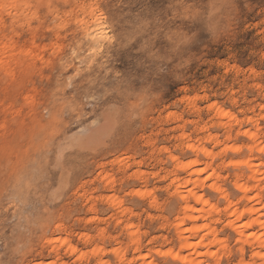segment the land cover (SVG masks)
<instances>
[{
    "label": "rangeland",
    "instance_id": "1",
    "mask_svg": "<svg viewBox=\"0 0 264 264\" xmlns=\"http://www.w3.org/2000/svg\"><path fill=\"white\" fill-rule=\"evenodd\" d=\"M6 7L0 43L12 52L0 61V264H115L110 252L117 248L137 258L128 248L132 226L139 254L155 264H182L171 255L179 248L175 221L182 212L171 184L190 172L176 171L168 157L192 159L181 145L185 136L223 141L228 127L212 120L208 107L229 112L239 125L228 146L242 152L221 154L208 144L218 156L198 161L218 171L231 202L245 203L228 165L248 156L242 132L259 131L264 145V0H15ZM96 26L102 34L94 37ZM105 96L114 103L101 127L76 119L82 106L94 113ZM209 182L200 194L222 210L225 202ZM263 207L264 197L258 212L264 220ZM200 215L197 224L215 228L227 248L210 249L214 257L202 256V264L250 262L251 248L239 253L238 228L226 225V216ZM199 236L194 244L211 240L206 231ZM59 238L77 253L50 243ZM96 247L106 253L94 257Z\"/></svg>",
    "mask_w": 264,
    "mask_h": 264
},
{
    "label": "bare ground",
    "instance_id": "2",
    "mask_svg": "<svg viewBox=\"0 0 264 264\" xmlns=\"http://www.w3.org/2000/svg\"><path fill=\"white\" fill-rule=\"evenodd\" d=\"M14 1L15 0H0V15L9 9V8L7 9L6 7V2L13 3ZM97 27L98 26H96V28ZM100 28L98 27L95 30L94 33L96 34H94V37L100 36L102 34V30ZM11 52H12L11 49L3 47L0 43V61L5 58L7 59V57L10 56ZM33 53L34 51L32 49L30 51V54ZM188 101L194 103V99L192 100L189 98ZM189 105L192 106V104ZM208 109H209L208 111H210V113L213 114L212 120L215 119L216 121L222 123V126L224 125L223 127L226 128L228 127L224 136V140L219 141V138L217 136L211 134H207V135L205 134V137L203 139L199 140L198 142H193L190 139H187L185 136V138L184 137L181 138L182 139L181 145L192 154L191 155L192 159H190L188 162L183 163L179 161L178 158H176L174 155L173 156L169 155L168 157L170 162H172L175 165L176 171L181 170L185 172L186 171L190 172V176L187 177L188 179L184 178L185 180L183 179V181H180V179L179 180L176 179L177 176L174 174L176 178L173 177L174 180H172L173 183L171 184L172 186H174L175 195H177V197L181 199L180 201L182 203L181 206L182 212L180 216L178 215V218L175 221V230L180 239L179 248L176 252L170 250L171 255L174 256L173 260L174 259L178 260L180 261L179 263L182 264H202V260H201L202 256L210 255L214 257L215 254L211 252L210 249L219 247V250L221 252H226L227 248L225 247V243L223 242V240H219L217 238V234L215 233L216 231L215 228H213L211 225L208 224L204 226L198 225L197 221L199 217L198 218L196 217V214L202 213V215L200 216H205V218H209V219L216 218L217 220V218H219L220 215H224L226 216L227 219H229L226 225H229L230 227H234V228L236 227L235 229L238 228L237 230L239 232L238 234L239 237L237 238L238 240L237 242L240 243L241 245L239 247V253L243 255V252H245L244 250L245 247L248 246L249 248H251L250 262L245 263V261H240L239 264H264V220L261 219L263 217H260L261 215L258 213L260 211L259 209L260 200L264 197V186L260 184L261 174H263L261 173L262 171H260V167H262L263 165L256 164V161H258L257 158L261 155H264V145H262L260 142L261 135L257 130L256 131L247 130L242 132V134L249 141V144L246 145L245 147V151L247 152L248 156L245 159L240 160L238 162L231 161L228 165V167H232L233 170H235L233 187L241 195L242 197L241 199L244 200L245 202L243 205L241 204L242 206L234 204L229 200V197L227 196L224 189H222L223 186L221 187L218 184V180L220 179V175L218 171L216 169H213L208 163H206L204 166L202 165L203 168H201V164L199 163L198 158L202 156L204 157V159H206V161H211V160L213 161V159H215L218 156V155L216 156V154H214L212 151H209L206 148V145L208 144H212L215 145L216 147H219L221 154H226L228 152L233 154H240L242 152V149L240 147L228 146V142L229 140L231 141L230 138L232 136L231 129L233 126L239 125V121L236 119L234 115L230 114L227 111H224L221 108L216 107V105L214 104L210 105ZM263 109L264 107H262V110ZM248 122L253 123L251 119H249ZM206 127H202L200 129L202 133L206 132L207 130ZM220 153L219 155H221ZM243 169H246V174L245 172H243ZM243 177L245 178V180H243ZM206 182L210 183L209 189L211 191L219 194L223 198L225 202V206L222 210H220L221 208L219 209L217 206L210 204L200 194V190L203 189ZM112 184H113L112 180L110 178H106V185H107L106 187L109 188L111 187ZM149 194L150 193L148 192V196ZM111 199L112 202L114 203L112 204L117 206V208L121 205V202L119 201L118 198L111 197ZM191 201H192V205L190 204ZM241 202L242 201L240 200V203ZM155 204L156 201L152 199V205ZM244 219L246 221H243ZM186 223L190 224L189 228H185ZM254 226L258 227L259 229V232L256 234H253V232L251 231ZM135 230L136 229L133 226L128 228V233H129L128 235L130 237L128 248H130V250H133V253L134 255H136L137 258L133 257V259H129L125 254V250L120 248L112 249V251L110 252L111 255L114 257V259L118 264H131L132 262L137 261V259L142 260L141 261L142 264H155L153 263L152 260H149L150 254H146V255L139 254L141 240L139 239L140 237H138V234ZM202 231H206L207 235L211 238V240L210 241L206 240V237L200 238L199 242L197 244H194L193 243L194 238H197ZM105 236L106 235L104 234V232H100L98 240L99 239L104 240ZM82 239L85 240L84 242H89L91 238L87 235H84ZM68 240L64 238H59L50 241V243L52 242L53 245L54 243H56V245L57 243H59L60 246V248L58 247L59 249H64L63 251L66 254H69L70 256L75 255L77 253V249L74 246H72L71 243L69 242L70 240L69 241ZM58 248L54 246L51 249L57 250ZM199 248L204 249L206 251L205 254L201 253L202 251L200 250L201 251L200 252ZM191 250H193L195 253V254L192 253L193 256L195 255L194 257L189 254L190 253L189 251ZM159 251L160 250H158V252ZM104 253H106L105 250L100 247H96L91 251V254H93L94 257H101L102 255H104ZM169 253L167 252L164 254L167 255ZM80 254H82V252ZM167 256H163V258ZM84 257L80 256L79 261L82 260ZM97 264H110V263L99 260Z\"/></svg>",
    "mask_w": 264,
    "mask_h": 264
},
{
    "label": "clouds",
    "instance_id": "3",
    "mask_svg": "<svg viewBox=\"0 0 264 264\" xmlns=\"http://www.w3.org/2000/svg\"><path fill=\"white\" fill-rule=\"evenodd\" d=\"M113 103L114 101L109 99L108 97H102L101 99H98L95 102L94 113L91 111V109L85 111L84 107L82 106L81 109L75 113L76 119L83 121H93V123H90L88 127L90 129L99 128L103 125V122L108 118L109 109Z\"/></svg>",
    "mask_w": 264,
    "mask_h": 264
}]
</instances>
